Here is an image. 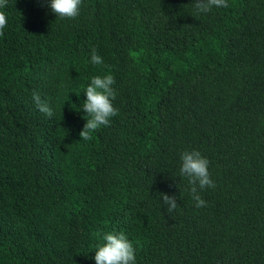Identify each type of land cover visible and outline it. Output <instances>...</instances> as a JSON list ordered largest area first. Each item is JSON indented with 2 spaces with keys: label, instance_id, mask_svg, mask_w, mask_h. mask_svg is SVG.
I'll use <instances>...</instances> for the list:
<instances>
[{
  "label": "trees",
  "instance_id": "trees-1",
  "mask_svg": "<svg viewBox=\"0 0 264 264\" xmlns=\"http://www.w3.org/2000/svg\"><path fill=\"white\" fill-rule=\"evenodd\" d=\"M227 2L0 9V264H95L98 231L124 233L136 264H264V0ZM107 74L117 115L83 140L84 92ZM192 150L215 183L201 208L180 174Z\"/></svg>",
  "mask_w": 264,
  "mask_h": 264
},
{
  "label": "clouds",
  "instance_id": "clouds-1",
  "mask_svg": "<svg viewBox=\"0 0 264 264\" xmlns=\"http://www.w3.org/2000/svg\"><path fill=\"white\" fill-rule=\"evenodd\" d=\"M8 0H0V9L6 8ZM82 0H50L49 7L56 17L61 19H75L80 15ZM227 0H195V9L198 13H208L214 7L227 8ZM8 24V18L5 11L0 10V36L4 35V29ZM91 63L102 65L103 58L93 49L91 52ZM116 83L111 74L104 76H93L90 84L87 86L86 101L83 103V112L89 117L85 120L80 138L89 140L92 133L101 127L110 126L111 118L117 115L118 110L114 107L113 101L116 98V91L113 85ZM33 101L37 109L51 118L54 115L50 104L43 100L38 92H33ZM182 165L180 174L188 179L190 192L193 200L196 202L195 207L201 208L206 206L199 191L205 188H214L215 183L209 172V160L202 156L197 150L184 151L180 157ZM162 201L168 206V211L177 208V197L161 194ZM96 235L104 243L97 245L95 252V264H136L135 248L132 242L124 233H102Z\"/></svg>",
  "mask_w": 264,
  "mask_h": 264
}]
</instances>
